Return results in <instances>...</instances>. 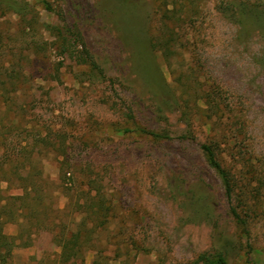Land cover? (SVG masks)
<instances>
[{"label": "rangeland", "instance_id": "rangeland-1", "mask_svg": "<svg viewBox=\"0 0 264 264\" xmlns=\"http://www.w3.org/2000/svg\"><path fill=\"white\" fill-rule=\"evenodd\" d=\"M48 1L0 0V264H264V0Z\"/></svg>", "mask_w": 264, "mask_h": 264}, {"label": "trees", "instance_id": "trees-1", "mask_svg": "<svg viewBox=\"0 0 264 264\" xmlns=\"http://www.w3.org/2000/svg\"><path fill=\"white\" fill-rule=\"evenodd\" d=\"M41 3L47 11H50V12L53 11L52 5L48 0H41ZM25 22L27 23V21H25ZM24 25H25V28H24L25 30L28 27H30L27 24H24ZM1 37H2V35L0 34V39H1ZM92 66L93 67L95 66L94 63H92ZM0 73H1V71H0ZM140 132L144 136L149 137L155 141H162V140L166 139V137H164L161 134H157L155 132H150V131H147L144 129H141ZM201 150L203 152V155L205 157V160H206L208 166L212 170H214L218 174V176L220 177L222 184L224 186L225 194H226L227 198L231 201L232 194H233V186H232L231 177H230L229 173L223 168V166L219 162V160L216 156V153H215L212 146L202 145ZM22 198L23 197L19 196L17 199L21 200ZM0 214H3V213L1 212ZM231 214H232L233 218L235 219V221L237 222V224L243 228V231L245 232V234H249V231L247 229L246 220L240 216L237 209L233 206L231 207ZM248 249H249V251L251 250L249 245H248ZM247 257H248V260H250V252L247 253ZM198 263H200V264H228V261H227V258L225 257V255L223 253L217 252L214 254H208V253L201 254L198 258ZM92 264H99V262L95 261Z\"/></svg>", "mask_w": 264, "mask_h": 264}]
</instances>
